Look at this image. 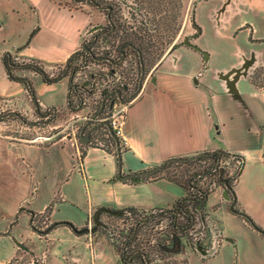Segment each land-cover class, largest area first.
Returning <instances> with one entry per match:
<instances>
[{"label": "crops", "instance_id": "1", "mask_svg": "<svg viewBox=\"0 0 264 264\" xmlns=\"http://www.w3.org/2000/svg\"><path fill=\"white\" fill-rule=\"evenodd\" d=\"M1 5L10 13L18 7L12 0H0ZM26 7L35 9L28 0ZM68 8L71 18L78 9ZM8 12L2 13L6 16ZM87 14L78 40L67 49L59 43L62 30L56 19L44 32L42 27L31 26L12 46H1L7 36L0 18V97L31 109L24 85L9 80L2 55L10 52L38 59L45 71L52 64H62L82 45V33L92 22V14ZM192 20L198 33L169 46L143 75L139 95L121 124L126 143L119 148V157L116 149L83 142L86 145L77 164L73 140L27 143L24 138L0 134V264L10 261L19 245L34 251L43 242L47 264H118L102 234L74 230L92 226V216L100 207H169L184 192L163 173L136 180L121 176L201 151L221 149L241 158L232 185L235 206L264 228L254 212L260 209L264 195V84L251 77L254 70L264 68V0H215L196 17L193 10ZM33 44L40 51L34 52ZM29 73L27 79L39 106L69 111L66 101L56 105L42 100L32 83H46L38 73ZM83 126L82 133L96 125ZM215 193L220 199L213 196L207 205L214 209L226 243L204 257L187 250V264H264V237L229 208L222 191Z\"/></svg>", "mask_w": 264, "mask_h": 264}, {"label": "rangeland", "instance_id": "2", "mask_svg": "<svg viewBox=\"0 0 264 264\" xmlns=\"http://www.w3.org/2000/svg\"><path fill=\"white\" fill-rule=\"evenodd\" d=\"M12 1L18 5L16 9L14 8L15 10L13 9V13L8 12V7L6 10V8L2 7L3 5L0 6V18L4 20V35L5 37L7 36L5 38V40H7L4 41L1 46H3V44L12 46L13 43L20 40L24 31L27 30L28 34L29 31L32 30H29L31 26L42 27V32H44L45 29L48 30L50 28L49 23L53 19H56L62 30L58 32V36L61 39V41L59 40V43H65L63 47L65 49L70 48L76 43L79 34L82 32L83 24L89 17L87 12L92 14V22L87 26L84 32H86L91 25H107L105 16L108 7H111L113 9L112 11L115 12V15L112 16L113 21L118 26L119 24L122 25L120 26L123 29L121 34L124 37H128V39L133 41L136 45L139 44L143 46L142 52L145 58L144 68L146 70V76L149 69L153 67L161 57H157V53L163 54L172 42L175 43V45L180 44L184 42L187 34L194 35V33H197V27L193 29V23L191 22L193 18V10L195 11L196 17L202 7L214 3L215 0H93V2L99 3L100 7H95L89 0H28V3H33L34 5V13H32V9H27V0H24V2H22V0ZM68 7H76L78 9V11L76 10L74 12V15L71 18L69 16L70 14L67 13V10H69ZM58 8H60V11L57 10ZM62 9L64 10V13H62ZM4 10L10 14L4 16L2 13ZM6 20L7 23H5ZM13 24L17 25L18 28L15 29ZM145 25H147V28H145ZM13 26L14 30L12 31L11 28ZM84 32L82 33L83 41L84 38L89 35ZM99 33V35L104 34L107 39L106 43L103 45H109V47H112L113 43L116 40L117 42L119 40L118 35H116L119 34V32L113 31L107 35L106 30H104V32L101 30ZM126 34L127 36H125ZM101 43L102 36L98 44L101 45ZM30 48H32L34 52L40 51L39 46L36 44H33ZM10 55L11 58L18 63H27L30 61V59L22 58L13 53H10ZM135 60V57L134 61L130 60L131 64L129 68H134ZM62 64H52L46 72L49 75L50 73L54 74L60 71L61 66H63ZM40 65H42V63H40ZM12 73L25 78H28V76L31 75L26 69H14L12 70ZM260 77L263 78L262 80L264 82L263 72L260 74ZM67 81L68 77L64 76L56 82L42 84L41 82L34 81L32 85L36 94L41 97L42 100L50 101L52 104L61 105L65 101ZM1 83L2 82L0 81V90L2 88ZM69 116V111L62 109V107L56 106V108L53 109L49 106L41 107L40 105L39 110L36 111L33 105L31 109H27L25 105L17 102V100L15 101V99L0 97V133L7 134L11 137L16 136L24 138L27 143L37 141L47 143L51 142L54 137H57V139L60 138L62 141L66 140L60 136L68 130L67 127H64L67 124ZM59 129L64 130L54 136V131ZM49 136L53 137L47 139ZM82 155L83 150L81 157ZM262 193H264V185L261 187V194ZM213 196L219 198V195L213 190L208 194L206 204H208ZM221 196L223 199L226 198L223 193H221ZM262 196L260 209H257L254 212L259 218V222L264 225V195ZM103 218L105 219L104 216ZM96 233L97 235H100L101 231ZM225 243L226 238L221 246ZM42 244L43 245L40 246V249L38 248L34 251L18 246V259L14 260L13 263L47 264V246L44 242ZM180 256V254L177 255L178 258Z\"/></svg>", "mask_w": 264, "mask_h": 264}, {"label": "trees", "instance_id": "3", "mask_svg": "<svg viewBox=\"0 0 264 264\" xmlns=\"http://www.w3.org/2000/svg\"><path fill=\"white\" fill-rule=\"evenodd\" d=\"M89 1L92 2L95 7H100L99 3L93 2V0ZM112 10L113 9L111 7H108L107 14L105 16L107 25L100 26L102 27L103 32L104 30L107 31V35L108 33H112L113 31L119 32V34H116L119 38L117 47L115 49L117 57L123 56L125 57V59L129 58L132 61H134L135 57L136 60L134 67H137V75L138 77L141 74L143 76L146 72L144 68L145 58L142 52L143 46L139 44L136 45L133 41L128 39V37H124L121 34L123 29L120 26L122 25L119 24L118 26L115 24L112 19V16L115 15V12H113ZM147 25H145V28H147ZM99 34L100 33H92L88 41H82V44H86V49H88L90 45L96 41ZM125 36H127V34ZM174 44L175 43H173L172 45ZM159 54L160 53L156 54L157 57L161 56L162 53L160 55ZM80 58L82 59V62H84L86 60H92L93 56L87 54L86 50H74L62 64L63 68L60 71L56 72L53 76L49 75L42 68V65H40L38 59L31 58L27 63H18L11 58L10 52H5L2 55V64L7 76L9 77V80H15L21 82L24 85L25 90L27 91V94L29 95L32 102V105L37 111L39 110V104L35 98L36 96L30 82L25 77L14 75L12 73V70L26 69L27 71L38 73L42 78V82L46 84L59 81L64 76L68 77L67 95L65 97V101L66 106L70 107L68 105L70 97L68 88L70 86L72 76L70 75V73H72L73 69L77 67L76 61H78V59ZM69 70L70 73L68 72ZM263 71L264 68H259L258 70L256 69L253 71L251 75L253 82L256 83V80L258 79L260 80V83L264 84L262 80L263 78L258 75ZM70 108L72 109L73 107ZM96 126V129H98L99 131H108L106 125L101 122H98ZM108 144L109 146L107 148L104 147V149L114 150L116 148L115 140L110 135H108ZM226 154L227 153L221 149L211 152L201 151L196 158L191 160H181L180 158L184 157H178L174 158L173 160L167 161L159 170L147 174V176L150 175L155 177L163 173L164 176L170 178L171 181L176 182V184L182 188L184 192V195L182 197L176 199L167 208L153 207L148 210H143L131 207L124 210H112L118 212L115 214L102 212L98 215L97 218L99 225H97L91 232L93 233L101 231L104 239L112 246L119 264H187V260L185 259V257L178 258L177 255L181 253L182 249L180 238L185 234L187 235L191 227L195 225L196 220L201 217V208L206 203L207 196L209 194V192L198 185L200 180L202 178L208 179L210 177H213L227 194V197L229 198L228 203L233 201L234 196L232 185L234 184H232V178L223 177L220 170H213L215 165L217 164V161L220 158L225 157ZM190 166L196 167V170L188 174L186 171L187 167ZM172 167H179L183 172L185 171L186 177L178 179L171 178L168 172ZM232 211L241 216L247 224L259 231L261 233V236L264 237V230L256 226L252 222L250 217L243 211H238L235 206V202H233ZM103 216L106 220L113 221L120 218L124 219V222L130 223L129 226L118 228L119 235L117 240L119 242L112 240L109 236L111 230L109 226L104 224ZM84 230H87V227L74 231L83 232ZM19 246L24 247L22 245ZM17 254L6 264L13 263V261L17 258Z\"/></svg>", "mask_w": 264, "mask_h": 264}, {"label": "built area", "instance_id": "4", "mask_svg": "<svg viewBox=\"0 0 264 264\" xmlns=\"http://www.w3.org/2000/svg\"><path fill=\"white\" fill-rule=\"evenodd\" d=\"M191 22L193 23L192 20ZM194 28H196V26L193 23V29ZM101 30L102 27L100 26L96 30L89 32L88 37L84 38V41H88L92 33L98 34ZM197 33H194V35ZM190 35L194 36L192 34ZM101 36L102 43L99 45L98 42L101 39ZM106 40L107 39L104 34L99 35L96 41L92 43L93 45L90 43V47L86 49L87 54L93 56L92 60L82 62V59L80 58L76 61V69L74 68L72 73H70V70L68 71L70 75H72L70 86L68 88L70 94L68 105L73 108L71 109L67 106L69 111L72 110L67 124L64 127H67L68 130H66V132L60 137L66 140H73L76 146L75 156L77 164L81 163L80 160L82 150L85 147L84 145H86V143L81 142L78 138L79 131H81L85 123L96 125L98 122H106V128L108 129L107 132L99 131L96 128L93 131H90L87 145L89 144L107 148L109 146V128L118 139L119 147L126 143L121 137V124L129 106L139 95V83H141V80L140 76L138 77L137 75V69L135 67L129 68L131 59H125L123 56L117 57L115 53V49L118 44L117 41L113 43L112 47H109V45H103L106 43ZM172 44L173 42L171 45ZM62 68L63 66H61V69ZM54 74L50 73L51 76ZM78 110H84L85 112L83 114L78 112ZM62 130H55L54 136L61 133ZM51 137L53 136H49L47 139ZM56 139L57 137H54L53 140ZM225 152L227 153L226 156L217 161L213 170H220L221 175L223 177L232 178V184H234L239 168L242 164L241 158H239L235 153ZM195 170L196 167L190 166L187 167L186 172L189 174ZM186 172H183L179 167H172L170 168L168 174L171 178L178 179L185 178ZM198 185L209 193L213 190L219 189L224 193L227 202L229 201L227 194L213 177L208 179L202 178ZM213 211L214 209L212 206H208L206 203L202 206L201 217L196 220L195 225L191 227L189 233L180 238L182 249L180 253L181 256L179 258L185 257L187 260V257L185 256V252L187 250L198 252L196 250L197 243H199L202 248H205L207 251H211L208 255H211L220 249V246L225 238L222 235L223 231ZM103 221L105 225L110 227L111 231L109 236L116 242H119L117 240L119 235L118 228L130 225V223L124 222V219L120 218L113 221L103 219Z\"/></svg>", "mask_w": 264, "mask_h": 264}, {"label": "water", "instance_id": "5", "mask_svg": "<svg viewBox=\"0 0 264 264\" xmlns=\"http://www.w3.org/2000/svg\"><path fill=\"white\" fill-rule=\"evenodd\" d=\"M98 27H100V25L99 24H97V25H92L86 32H84L85 34H88L89 32H92V31H94V30H96ZM86 44H82V46H81V48L80 49H82V50H86ZM142 74L140 75V80H142ZM101 105H102V102H101ZM101 108V107H100ZM99 111H100V109H99ZM98 111V112H99ZM97 112V113H98ZM103 124H105L106 126H107V123L106 122H104ZM97 126H95V127H92L90 130H87V131H85L84 133H82V131L84 130V128H85V126H83L82 127V129H81V131H79V134H78V138H79V140L81 141V142H87L88 140H89V132L90 131H93L95 128H96ZM109 134H110V136L115 140V143H116V153H117V156L119 157L120 156V152H119V144H118V139L116 138V136L114 135V133H113V131L109 128ZM199 155V153H196L195 155H193V156H190V157H184V158H180L181 160H191V159H194V158H196L197 156ZM174 158H168V159H165L164 161H162L159 165H157V166H153V167H151V168H148V169H145V170H142V171H140V172H138V171H134V172H130V173H128V174H126V175H123V176H121V179L122 180H127V179H129V178H131V179H138V177L139 176H143V175H147V174H150V173H152V172H154V171H157V170H159L167 161H169V160H173ZM118 174H120V169L118 168ZM224 182H226V181H224ZM235 200L233 199V201H231L230 203H229V208L232 210V205H233V202H234ZM102 212H104V213H109V214H115V213H118V212H115V211H112V210H110V209H106V208H104V207H100V208H98L95 212H94V214H93V227H89V228H87V232H91L92 230H94L95 229V227L97 226V225H99V222H98V220H97V218H98V215L100 214V213H102ZM196 250L200 253V254H202V256H206V255H208V254H210L211 253V251H207L205 248H202V246L199 244V243H197L196 244Z\"/></svg>", "mask_w": 264, "mask_h": 264}, {"label": "flooded vegetation", "instance_id": "6", "mask_svg": "<svg viewBox=\"0 0 264 264\" xmlns=\"http://www.w3.org/2000/svg\"><path fill=\"white\" fill-rule=\"evenodd\" d=\"M171 46H173V45H171Z\"/></svg>", "mask_w": 264, "mask_h": 264}]
</instances>
